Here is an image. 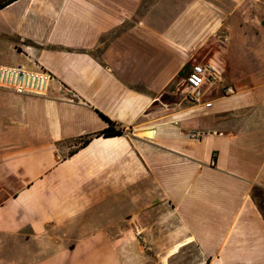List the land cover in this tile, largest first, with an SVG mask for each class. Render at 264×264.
<instances>
[{
  "label": "crops",
  "instance_id": "1",
  "mask_svg": "<svg viewBox=\"0 0 264 264\" xmlns=\"http://www.w3.org/2000/svg\"><path fill=\"white\" fill-rule=\"evenodd\" d=\"M0 46L51 77L0 89V264H264V0H14Z\"/></svg>",
  "mask_w": 264,
  "mask_h": 264
},
{
  "label": "built area",
  "instance_id": "2",
  "mask_svg": "<svg viewBox=\"0 0 264 264\" xmlns=\"http://www.w3.org/2000/svg\"><path fill=\"white\" fill-rule=\"evenodd\" d=\"M217 79L213 69L207 65L194 64L185 78L184 90L186 96L195 101V92L205 84L211 85ZM51 77L45 72H29L18 67L0 65V89L12 91L18 94H31L44 96L47 92ZM234 89L228 86L224 89V95H232ZM209 107L210 104H205Z\"/></svg>",
  "mask_w": 264,
  "mask_h": 264
},
{
  "label": "rangeland",
  "instance_id": "3",
  "mask_svg": "<svg viewBox=\"0 0 264 264\" xmlns=\"http://www.w3.org/2000/svg\"><path fill=\"white\" fill-rule=\"evenodd\" d=\"M6 1V0H3ZM1 47V46H0ZM9 56H0V60H2L4 63H1L3 66H7V67H18L20 66L22 69L29 71V72H34V68L35 66L33 64H31L30 62L27 61L26 58H24V56L17 53H8ZM198 64V63H196ZM186 75H182L181 80L179 83H182L183 80H185ZM180 93V91L178 92ZM259 200V199H258ZM260 204H264V200L262 199ZM126 250V251H125ZM140 248H135V249H120V253L118 255V261L119 264H138L135 262H129L131 261V259L133 258V261H136L137 259H139L140 255L142 252H140ZM126 256L130 257V260L128 262H126Z\"/></svg>",
  "mask_w": 264,
  "mask_h": 264
},
{
  "label": "trees",
  "instance_id": "4",
  "mask_svg": "<svg viewBox=\"0 0 264 264\" xmlns=\"http://www.w3.org/2000/svg\"><path fill=\"white\" fill-rule=\"evenodd\" d=\"M12 1H14V0H6V1L0 2V7H4L7 4L11 3ZM109 123H110V125L105 130L101 131L97 136L110 137V136H117V135H121L122 134V130L121 129H114L113 126H112V123L111 122H109ZM87 143H88V140L84 141L82 143V145H85ZM261 209L263 211V216H264V205L261 207Z\"/></svg>",
  "mask_w": 264,
  "mask_h": 264
}]
</instances>
